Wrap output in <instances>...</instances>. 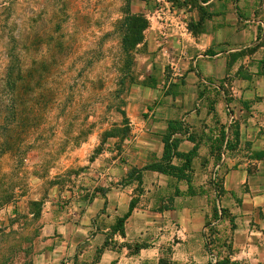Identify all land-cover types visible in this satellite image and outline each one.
I'll list each match as a JSON object with an SVG mask.
<instances>
[{
	"label": "rangeland",
	"instance_id": "obj_1",
	"mask_svg": "<svg viewBox=\"0 0 264 264\" xmlns=\"http://www.w3.org/2000/svg\"><path fill=\"white\" fill-rule=\"evenodd\" d=\"M162 4L0 0V264H264V154L250 159L240 133L264 123V110L247 121L241 98L264 94V0L253 3L263 33L238 52L245 61L177 98L163 97L182 77L158 58L170 38L155 29ZM169 118L197 145L189 193L185 180L137 175L159 157ZM220 123L239 136L217 160ZM95 186L108 191L88 201Z\"/></svg>",
	"mask_w": 264,
	"mask_h": 264
},
{
	"label": "crops",
	"instance_id": "obj_2",
	"mask_svg": "<svg viewBox=\"0 0 264 264\" xmlns=\"http://www.w3.org/2000/svg\"><path fill=\"white\" fill-rule=\"evenodd\" d=\"M180 1H182L183 7L180 6L177 8L172 6L169 0H162L163 6L156 11L157 20L155 21V29L164 35V37H170L167 40L169 48L163 43L161 48H159L160 55L158 58L162 66L164 65L163 63L165 61L167 62L170 58L172 61V69L180 70L182 77L177 82L166 84L167 87L166 90H164L163 97H181L179 95V89L183 88V86L209 88L207 84H210V82H208L207 79L215 76L217 72L222 73L228 66L236 69L240 61H245V58L239 60L240 55L238 52L253 45L256 39L260 38L263 33L262 23L253 17L254 0H192L194 7L188 5L187 8H189V10L185 8V1ZM164 42H166V40ZM167 52L171 53L170 57H168ZM231 54H234V56L231 57ZM153 84L155 85V83ZM171 85L174 86V88L176 87V89L179 87V89H177V91L174 88L171 90L167 89ZM145 86H147L146 88L149 90L154 89L153 85ZM258 96L263 98L258 97L254 100V95H249L246 91L244 95L242 94L241 96L243 101H245L243 102L245 106H249L254 110L251 111L252 115L250 112L247 114V121H250L249 119H252L253 116L257 114L256 111L264 110V94H258ZM148 97L151 96L148 95ZM238 97H240V95ZM216 103L223 104L225 113L226 111L229 112L228 108L225 106V99H219L215 101V104ZM211 110L212 115H215L216 112L213 110V107H211ZM238 110L239 112L246 111L241 107ZM166 121H164L163 130L159 135V157L162 149L160 136L164 132ZM257 130H259V128L253 127L250 125V122L242 123L240 130L241 135L244 134V139L250 142V148L253 151L258 149L264 150V123L263 128L258 132ZM224 131L225 135H227L228 126L224 125ZM184 136H190L188 130ZM184 136L181 137L182 139L179 142L178 149L187 151L195 145L196 150L197 145L193 139H185ZM182 142H190V148H180ZM158 158L156 160H158ZM249 158L254 159L251 157ZM262 159L263 158L254 160L260 161Z\"/></svg>",
	"mask_w": 264,
	"mask_h": 264
},
{
	"label": "trees",
	"instance_id": "obj_3",
	"mask_svg": "<svg viewBox=\"0 0 264 264\" xmlns=\"http://www.w3.org/2000/svg\"><path fill=\"white\" fill-rule=\"evenodd\" d=\"M185 133H187V127L185 126V123H183L181 120H167L164 132L160 136V142L162 145L160 157L158 158V160L148 164H144L143 166L138 168L137 175L141 171L152 170L160 172L164 175L175 177L177 180L187 181L185 172L190 168L191 156L195 151V145L187 151H181L178 149L179 142L182 139L181 137H183ZM238 136L239 133L237 126L229 124L228 134L225 135L224 125L219 124L217 136L214 141H212L210 144V148H215L217 152V160L220 158L221 147L224 150L232 149L238 142ZM184 137L185 139H192L191 136ZM213 143L215 144L214 146H212ZM263 154L264 150H255L251 152V158L261 159ZM186 183L187 184L185 192L189 193L191 192V186L189 185L188 181ZM107 189V187L95 186L87 196L88 201L91 200L96 194H99L100 196L104 197ZM214 192L215 194H217L216 189ZM173 193L174 195H179L180 193H182V190H179L177 187H174ZM132 209V202H128L127 209L119 218V221L121 222L124 218H126L130 214Z\"/></svg>",
	"mask_w": 264,
	"mask_h": 264
}]
</instances>
